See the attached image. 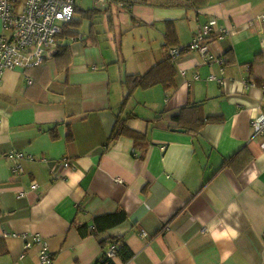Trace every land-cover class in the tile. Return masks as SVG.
I'll return each mask as SVG.
<instances>
[{
  "label": "crops",
  "instance_id": "crops-1",
  "mask_svg": "<svg viewBox=\"0 0 264 264\" xmlns=\"http://www.w3.org/2000/svg\"><path fill=\"white\" fill-rule=\"evenodd\" d=\"M125 3L91 18L106 35L80 31L2 75L0 264H40L36 236L53 264H264V0ZM212 19L209 51H182L169 85L126 83ZM139 25L161 34L156 54L125 50Z\"/></svg>",
  "mask_w": 264,
  "mask_h": 264
},
{
  "label": "built area",
  "instance_id": "built-area-1",
  "mask_svg": "<svg viewBox=\"0 0 264 264\" xmlns=\"http://www.w3.org/2000/svg\"><path fill=\"white\" fill-rule=\"evenodd\" d=\"M100 5H106L112 0H96ZM119 7H125L122 0L115 2ZM76 0H0V20L7 34H0V82L6 69L20 68L23 70L42 64L46 54L58 49L62 38L65 23L74 17ZM264 21V12L259 16ZM215 20L206 23L195 35L187 48L198 49L206 54L209 51V40L212 25ZM227 32V30H224ZM225 32V33H226ZM223 33L222 35H225ZM184 48L169 47L167 54L172 58L177 57ZM253 130L257 133L264 132V112L255 116L252 120ZM264 146V143H263ZM24 152L8 153L7 158L15 160L14 170L17 173L23 171L20 158ZM64 167L70 168L69 162H64ZM37 187V183L33 184ZM39 242L40 264H53L48 242L40 236L35 237ZM33 242L26 241L29 247ZM115 245L107 251V256H113Z\"/></svg>",
  "mask_w": 264,
  "mask_h": 264
},
{
  "label": "trees",
  "instance_id": "trees-1",
  "mask_svg": "<svg viewBox=\"0 0 264 264\" xmlns=\"http://www.w3.org/2000/svg\"><path fill=\"white\" fill-rule=\"evenodd\" d=\"M116 1H119V0L110 1L109 4H106L104 9L105 10L108 9V6L111 5L110 3H115ZM144 1H146V0H144ZM151 1H153L154 4H156V5L167 7V6H177V5H181V4L185 5L187 2L194 1V0H151ZM127 4H129V3H127ZM120 8H122V7H120ZM102 10H103V8H101L100 6L93 7V8H90V9L83 11V15L86 17H89V18H93V17H95L96 13H98ZM77 11H80V9H79V5H78L77 0H76V10H75L74 17L72 18V20L70 22L64 24L63 31L60 34L61 38H63V39H65V38L77 39V38L81 37L80 36L81 32L79 31L78 28L82 24V17L76 16ZM166 37H167V43L168 44L176 43V34L174 31L168 30V32L166 33ZM188 46H185V47L183 46L182 48H184V49L182 51H184L185 49H188L187 48ZM169 47H180V46H170L169 45ZM67 49H68V45H66V44L65 45L60 44L58 47V50H67ZM167 50L165 52L166 58L164 60H162L160 63L156 64L155 66H153L146 73H143V74L138 73V74L128 75L126 77V83L131 84L133 88H135L137 86H141V87L146 88V87L158 84V83H163V84L169 85L173 81V78H174L175 73H176L175 67L172 64L173 59H175L176 57L172 58L170 55H168ZM213 118H216V117H213ZM115 130H116V132H114V134H113L114 137L117 134L124 133L123 131L127 130L126 125H124V123H122ZM113 240L116 242H120L119 240H115V239H113ZM118 251H121V250H119V248H118ZM111 261L104 258L103 260H101L100 263L101 264H113V262H111Z\"/></svg>",
  "mask_w": 264,
  "mask_h": 264
},
{
  "label": "rangeland",
  "instance_id": "rangeland-1",
  "mask_svg": "<svg viewBox=\"0 0 264 264\" xmlns=\"http://www.w3.org/2000/svg\"><path fill=\"white\" fill-rule=\"evenodd\" d=\"M124 2L135 1V0H123ZM80 11L76 12L77 17H82V24L78 28L82 33H89L92 29L96 30L100 36L106 35L107 27L105 25V16L102 15L96 18V23L93 24L91 18L83 15V11L100 6L105 8L106 5H100L96 0H77ZM116 5V4H115ZM117 6V5H116ZM125 27V26H124ZM123 44L125 45V50L128 52L129 56H136L141 54H156V52L162 49L163 38L159 31H157L153 26L139 25L132 26L129 28H124L123 30ZM145 52V53H144Z\"/></svg>",
  "mask_w": 264,
  "mask_h": 264
}]
</instances>
